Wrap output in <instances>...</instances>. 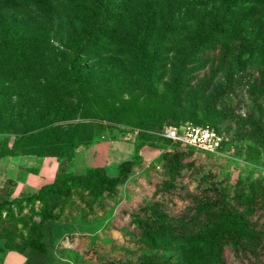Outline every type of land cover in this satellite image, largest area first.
Instances as JSON below:
<instances>
[{"label": "rangeland", "instance_id": "rangeland-1", "mask_svg": "<svg viewBox=\"0 0 264 264\" xmlns=\"http://www.w3.org/2000/svg\"><path fill=\"white\" fill-rule=\"evenodd\" d=\"M186 125L214 129L217 153L161 139ZM0 135L60 160L58 182L0 212L8 250L36 238L54 258L39 264H264V0H0ZM101 136L158 159L107 180L71 156ZM225 206L256 228L240 246L212 238ZM158 211L192 233L165 221L174 233L149 239L135 223Z\"/></svg>", "mask_w": 264, "mask_h": 264}, {"label": "crops", "instance_id": "crops-1", "mask_svg": "<svg viewBox=\"0 0 264 264\" xmlns=\"http://www.w3.org/2000/svg\"><path fill=\"white\" fill-rule=\"evenodd\" d=\"M10 146L12 144L10 143ZM134 144L129 140H114L101 136L88 145H81L71 151V156L79 160L87 169L101 170L108 178L118 175V168L131 162L136 154ZM141 157L149 162L158 155L140 150ZM60 168V160L52 156L22 155L0 157V189L6 181H12V195L9 203L0 206L6 210L13 199H21L25 192H34L55 183ZM0 247L3 244L0 242ZM0 264H27L23 255L13 251L0 252Z\"/></svg>", "mask_w": 264, "mask_h": 264}, {"label": "trees", "instance_id": "trees-1", "mask_svg": "<svg viewBox=\"0 0 264 264\" xmlns=\"http://www.w3.org/2000/svg\"><path fill=\"white\" fill-rule=\"evenodd\" d=\"M96 3V0H93ZM92 35H93V31H87L82 39V42L79 44V46L77 47V49L73 52V58H75L76 56L80 55L83 53L84 49L90 44V42L92 41ZM161 137V136H160ZM162 140H165L169 143V140H166L164 138L161 137ZM93 141H91L90 143H92ZM88 143V144H90ZM23 144H26L25 142H19L16 144H12V146H10V142L9 139L7 138V136H1L0 135V157H16V156H22V155H36L31 153L30 151H28L25 147L23 148ZM85 144V145H88ZM76 147H73V149ZM136 148V147H135ZM72 149V150H73ZM138 148L135 149V151ZM71 150V151H72ZM193 150V149H191ZM36 156H40V155H36ZM53 157V156H52ZM140 158V156L137 154H135L134 158ZM125 163L123 165H121L118 168V175L116 178H108L105 174L106 179L108 180H112L113 182L118 181L120 174L122 173V169L123 166L126 164ZM92 172H102L101 170L95 169H88ZM103 173V172H102ZM59 181L58 178V174H57V178H56V182ZM14 184L12 181H6L5 185L3 188L0 189V206H3L7 203H9L11 195H12V188H13ZM207 203H205V201L202 202H197L196 204V208L197 209H205V207ZM214 204V203H210L209 205ZM226 208L223 209L219 215H224L220 218H215L214 220H212L210 222V224L214 221V224H216V226L214 227V232H213V240L217 243L220 244L221 241H225L227 240V236L228 234H230V240L232 242V244L234 246H240L242 244V241H244L245 243L247 242V240L249 239L247 236H244V233H246V231L248 232V234H255L252 233V231H254L255 229L251 227V224H249L247 226V230L246 228L242 225L239 224V226H235L234 224H232V220L227 217L229 215V212H231V209L228 206H225ZM1 212V211H0ZM165 221L167 222V224H174V226H176L177 228L174 229H170L169 226H165ZM137 223H135L136 225H138V223L140 225L143 226L142 230H144V234L148 235L149 239H155V238H162L165 236L166 231H173L171 232L172 234L174 233V230H176L177 232L174 234H179V231L184 232L186 234L192 233V221H187V220H182V219H173L172 217H169L168 215H166L163 211H158L156 215L152 216V218L149 219H145V220H140L137 221ZM198 223V222H195ZM166 224V225H167ZM165 226V228H164ZM195 227H199V225L197 224ZM194 227V228H195ZM167 228V230H165ZM202 228V227H201ZM170 229V230H168ZM174 229V230H173ZM203 229V228H202ZM179 236V235H178ZM257 237L253 238L254 241L256 240ZM6 248L3 246L0 247V252H3ZM8 250V249H6ZM26 250H28V252L26 253ZM21 255H23L26 259V263L27 264H39V261L41 258L43 257H47L48 256V252L45 248V246L36 238L32 239L30 242H28L26 245L17 248L16 250H13ZM54 258L51 256H48V260H53Z\"/></svg>", "mask_w": 264, "mask_h": 264}, {"label": "built area", "instance_id": "built-area-1", "mask_svg": "<svg viewBox=\"0 0 264 264\" xmlns=\"http://www.w3.org/2000/svg\"><path fill=\"white\" fill-rule=\"evenodd\" d=\"M160 136L173 144L205 154H216L222 143L221 136L214 129L192 125L180 129L165 127Z\"/></svg>", "mask_w": 264, "mask_h": 264}]
</instances>
